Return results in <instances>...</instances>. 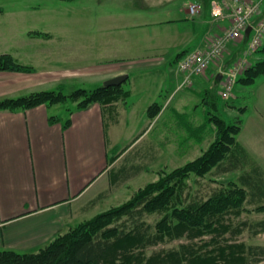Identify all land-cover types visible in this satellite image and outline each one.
Instances as JSON below:
<instances>
[{
	"label": "crops",
	"instance_id": "obj_1",
	"mask_svg": "<svg viewBox=\"0 0 264 264\" xmlns=\"http://www.w3.org/2000/svg\"><path fill=\"white\" fill-rule=\"evenodd\" d=\"M175 1L136 0V14L130 17L136 18V24L109 23L100 32L103 39L99 46L94 45L93 33H77L73 25L67 31L68 24L56 23L51 27L56 31L51 33L23 32L21 46L12 45L17 48L14 51L0 48V54H9L18 64L32 66L36 71L42 69H37L34 61L47 51L62 62H74V69L70 70L72 75L54 79L53 88L77 79V75L82 81L91 80L94 69L104 82L121 75L127 76L126 81L131 75L136 78V112L134 103L130 104L127 99L128 90L123 87L124 97L113 105L92 103L84 108L74 105L61 110L59 105L64 102L0 110V251L37 252L67 232L77 212L87 216L93 203L103 197L100 194L102 185L109 180L113 185L120 178L128 179L130 176L124 178L126 172L121 177L122 171L135 166L124 162L114 170L110 165V154L119 147V141L135 142L131 148L132 158L146 156L150 162L151 159L156 162L161 143L136 152V147L150 135H155L156 142L167 141L173 154L183 155L189 151L185 142L189 140L190 108L184 106L180 98L172 103L183 89L177 62L187 52L208 46L209 38L219 34L226 23L211 19L212 0ZM190 4L201 6L194 17L188 13ZM118 17L123 18L122 15ZM247 42L242 39L241 43L226 47L223 56L218 58L222 57L223 68L231 67L232 60L244 56ZM82 54L91 62L89 66L76 65L84 59ZM262 57L263 53L254 52L247 62L252 64ZM93 61L97 62L96 68L92 66ZM218 64L212 63L186 88L190 90L188 94L201 98L204 107L208 103V93L216 91L225 80L222 74L215 83L220 71L226 70H219ZM152 69H159L162 74L148 78ZM29 81L22 73L0 71V101L24 97L31 91L45 88V84ZM246 86L243 106L227 107L241 115L238 141L246 154L264 170V75ZM153 104L160 110L150 119L148 109ZM215 108L219 110L218 105ZM170 110L169 120L161 124ZM130 153L123 157H130Z\"/></svg>",
	"mask_w": 264,
	"mask_h": 264
},
{
	"label": "trees",
	"instance_id": "obj_2",
	"mask_svg": "<svg viewBox=\"0 0 264 264\" xmlns=\"http://www.w3.org/2000/svg\"><path fill=\"white\" fill-rule=\"evenodd\" d=\"M71 1V0H64ZM249 36L244 34L243 40ZM264 54V45L260 48ZM0 71L32 72L30 66L18 64L11 55L0 54ZM264 75V61H257L245 70L237 82L251 85ZM84 92L83 95H79ZM208 100L215 114L210 118L213 124L214 139L208 150L196 160L191 161L155 183H149L136 193V197L121 207L104 215H99L80 224L77 228L58 235L48 245L34 253H16L0 251V264H138L146 248L160 243L184 239L177 250L167 253L154 252L146 264H261L264 262V246H244L219 243L225 234L233 238L243 230L252 235L264 233V219L251 224L232 226L229 219L241 211L245 193L230 184L215 191L208 200L191 199L184 202L179 199L183 181L190 174L205 175L213 167L218 174H225L243 168L247 158L243 147L236 145V136L241 129V119L234 118L226 122L217 113V96L210 91ZM124 97L122 86H100L93 91L76 89L70 95L55 91H39L28 96L0 101V110L29 109L39 105H55L83 97L78 108L92 103L109 105ZM160 107L153 104L148 109L149 118L153 119ZM208 114V113H207ZM69 123V120L67 121ZM187 127L193 140H202L203 127ZM232 146L237 153L225 159ZM227 163V164H226ZM137 167V166H136ZM242 186L262 199L264 182L259 175L244 174L238 179ZM251 194V195H252ZM164 214L156 224V233L150 234L151 228L140 224L144 215ZM126 218V219H125ZM125 219V220H123ZM130 222L132 226H128ZM173 222V223H172ZM114 223V224H113ZM210 236L208 248L201 243L202 237ZM224 239V238H223Z\"/></svg>",
	"mask_w": 264,
	"mask_h": 264
},
{
	"label": "rangeland",
	"instance_id": "obj_3",
	"mask_svg": "<svg viewBox=\"0 0 264 264\" xmlns=\"http://www.w3.org/2000/svg\"><path fill=\"white\" fill-rule=\"evenodd\" d=\"M175 2H177V0ZM133 14H136V0H0V48L1 50L4 49L8 51L9 49H12L14 51L17 48L13 47L12 45L15 44V46H21L20 36L23 32L26 31L27 33L28 31H35L51 33L56 31L55 27L51 28L52 26H55L56 23L68 24L66 25L68 28L67 31L69 30V26L73 25L76 27L75 30L77 33H86V31L93 33L92 40L94 45L99 46L100 40L103 39L100 34L103 27L108 26L109 23L121 25L136 24L135 17L130 19ZM120 15L123 16L122 19H119L118 16ZM226 26L227 23L225 24V27ZM216 35L218 34H215L209 38L210 43L214 41ZM126 38L129 39L130 36L128 35ZM133 40L136 42V35L133 37ZM240 41H242V39L236 40L233 43L238 44ZM263 45L264 43L261 42L259 47L252 52L248 51V47H246V51H242L245 53L244 56H242L240 59L232 60L234 63H232L231 67H228L227 69L226 67L223 68L224 63L222 57L220 60L217 59L218 61H213L215 64L216 62L219 63V70L221 68H223V70L226 69L223 72V74H225V80H223L222 84H219V90L216 88L215 91L218 92L217 105L219 107V110L216 112L219 113V115H221L226 122L233 121L235 117H237V119H241V115H238L235 111H231L229 109L230 106H243L245 99L244 88L248 86L242 85L241 83L237 82V80L245 72V70L257 63L255 62L250 64L247 62V59L248 56L254 52L262 53L260 48ZM95 53L96 49L94 47V57ZM223 53L224 51L222 52L221 56H223ZM84 56L85 55L82 54L81 57L84 58ZM53 57H55V54H50V51H47L39 60L36 58L34 65L37 69H42V71H36L35 68L30 66L33 70L32 72H14L22 73L26 78H28V80H30L29 82H32L31 84H45V88L42 90L31 91L28 95L39 91H55V93L70 95L76 89L93 91L97 87L103 86L106 82L101 80V74L95 72L94 69V73L90 76L92 78L91 80L87 79L82 81L79 79V75H77V79L68 80L67 82H64V86L58 85L53 88L55 85L53 82L54 79H63V76L70 75V70L74 69L72 66L74 62L70 61L69 64V61L62 62L58 60V58ZM259 61H264V54L262 59ZM90 63L91 62L89 60L84 58L79 60L76 65L78 67L81 65L84 67L89 66ZM96 64V61L92 62V66L94 68L97 67ZM102 68L103 67L99 69ZM233 71L237 73V76L234 77L235 82L232 83L230 78L234 74ZM161 74L162 73L159 69H152L148 78ZM229 85L232 87V89L230 90L229 95H227V98H225L223 97V93ZM122 87L128 90L129 93L127 99L129 100L130 104L134 103V111L136 112V78H133V75H131L130 79L122 84ZM186 88L187 87H183L182 91L176 95L172 103L175 104L180 98L184 101V106L188 105L190 108V114L187 119L188 127L197 129L198 127L205 125L201 135L202 140H193V138L189 136V142H185V145L189 147V151L187 150V152H184L183 155H178L169 151L170 146L167 141L162 140L160 142H156V140H153L155 135H150L145 141L136 147V152L143 151L148 145H156L157 143H161L159 146L161 151L155 158L156 162H153L152 159L150 162L149 157L146 156H136L135 158H132L133 155L131 148L136 143H128L123 140L119 141V147L114 149V151L110 154V165L114 166V170H117L118 167L124 162L131 166H135L128 170L126 169L127 171H122L121 173V177H123L126 173L127 174L124 176V178L126 176L130 177L125 181L120 180L122 179L120 178L118 182L116 181L113 185L110 184V180L108 183L102 185L103 187L100 191L102 193L100 194L103 197L93 203L91 209L86 212L87 216H84L85 213L79 214L77 212L76 216L74 217L75 219L74 221L72 220L73 223H71L68 231L77 228L80 224L99 215H104L121 207L136 197V193L144 188L147 184L155 183L161 180L162 177L167 176L169 173H171V171H174L178 167L196 160L202 155L203 152L209 149L214 139L213 124L210 121V118H212L215 114L214 109L212 108L209 100L207 101L208 103L206 107L202 106L201 98L192 95V93L188 94L190 90H186ZM83 94L84 92L79 93V95ZM149 97H151V95H149ZM83 99V97L75 100L70 99L65 104L59 106L61 110H66L73 107L74 105L78 106L79 102H82L81 100ZM110 104L113 105L114 102ZM194 105H197V107L192 108ZM170 114L171 110L169 114H167L166 119L161 122V124L166 123V121L169 120ZM238 135L235 137L236 145L243 147L238 141ZM235 148L236 146H232L225 158L226 160L231 158L234 153L238 152L237 149L235 150ZM127 152H131L129 155L130 157H127V155L126 157H123ZM244 174H248V176L259 175L264 182V170L259 166L258 163L255 162L254 159H252V157H250V155H247V158L244 159L242 169L231 171L225 174H218L217 168L213 167L202 176L190 174L188 178L183 181L182 193L180 194L179 199L181 202H188L191 199L199 198H203V200L206 201L215 191H218V189L220 190L221 188H226L230 184H233L236 188H240L244 191L245 198L242 203L241 211L236 215L232 214V217L229 219V223H231L232 226H240L242 223L253 224L259 222L264 219V197L262 199H258V197L251 193L248 187L242 186L239 183L238 179ZM163 217L164 214L153 212L148 215H144L140 221V224H144L145 227H150V234H155V226ZM127 225L132 226L130 222H128ZM223 238L219 241V243L225 244V240H227V245L243 244L244 246H264V233L252 235L250 231L243 230L241 234L233 238H230L228 234H225ZM210 239V236H204L202 237L201 243H206V245H208ZM185 243L186 241L184 239L174 240L171 242L166 239L165 242L160 243L157 246H150L146 248L144 255L142 256L143 260L138 264H146L154 252L163 251L164 253H167L171 250H177L180 244ZM207 247L212 248L210 243ZM261 264H264V262Z\"/></svg>",
	"mask_w": 264,
	"mask_h": 264
},
{
	"label": "built area",
	"instance_id": "obj_4",
	"mask_svg": "<svg viewBox=\"0 0 264 264\" xmlns=\"http://www.w3.org/2000/svg\"><path fill=\"white\" fill-rule=\"evenodd\" d=\"M263 5L264 0H212L210 3L211 19L217 23H227V26L215 36L214 41L208 46L187 52L177 62V70L182 74L180 87L190 86L193 78L203 75L229 44L243 39L248 27H251V31L247 50L252 52L258 48L264 36V15L260 16ZM200 10L199 4H190L189 16H196ZM233 73L230 78L232 83L235 82L234 77L237 76L236 72L233 71ZM231 89L230 85L227 86L223 97L227 98Z\"/></svg>",
	"mask_w": 264,
	"mask_h": 264
},
{
	"label": "water",
	"instance_id": "obj_5",
	"mask_svg": "<svg viewBox=\"0 0 264 264\" xmlns=\"http://www.w3.org/2000/svg\"><path fill=\"white\" fill-rule=\"evenodd\" d=\"M250 29H251L250 27L247 28V30L245 32L246 36L249 35ZM221 77H222V75L218 74L216 79H215V83H217ZM126 79H127V76H125V75L117 76V77H114V78L107 80L103 86L104 87H118V86L122 85L126 81Z\"/></svg>",
	"mask_w": 264,
	"mask_h": 264
},
{
	"label": "bare ground",
	"instance_id": "obj_6",
	"mask_svg": "<svg viewBox=\"0 0 264 264\" xmlns=\"http://www.w3.org/2000/svg\"><path fill=\"white\" fill-rule=\"evenodd\" d=\"M240 43H241V41H240ZM245 44V43H244ZM247 45V44H246ZM237 57H239V56H237Z\"/></svg>",
	"mask_w": 264,
	"mask_h": 264
}]
</instances>
